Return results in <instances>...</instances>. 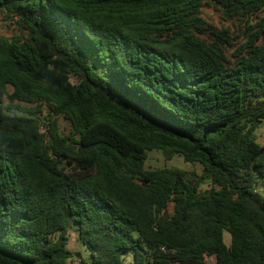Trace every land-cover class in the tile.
Returning <instances> with one entry per match:
<instances>
[{
  "label": "trees",
  "instance_id": "1",
  "mask_svg": "<svg viewBox=\"0 0 264 264\" xmlns=\"http://www.w3.org/2000/svg\"><path fill=\"white\" fill-rule=\"evenodd\" d=\"M263 122L264 0H0V264H264Z\"/></svg>",
  "mask_w": 264,
  "mask_h": 264
},
{
  "label": "rangeland",
  "instance_id": "2",
  "mask_svg": "<svg viewBox=\"0 0 264 264\" xmlns=\"http://www.w3.org/2000/svg\"><path fill=\"white\" fill-rule=\"evenodd\" d=\"M204 16L211 23L216 24L219 28L224 25H229L228 19L217 10L213 5H207L203 8ZM5 31H8V27H4ZM60 130L64 135L71 134L70 123L63 118L58 119ZM257 141L264 144V122L256 131ZM164 168H178L186 171L191 177L195 178L202 174V167L199 164L187 163L182 156H175L172 159H167L162 151L153 150L148 154V160L146 162V169L158 170ZM210 188V184H204L202 189ZM172 208V207H171ZM68 249L71 250L74 255L69 264H88L91 262V251L79 240V233L75 226H68ZM225 241L230 244V235L226 233ZM125 264L134 263V253L129 252L125 255ZM211 264H216V258L212 257L208 260ZM83 262V263H82Z\"/></svg>",
  "mask_w": 264,
  "mask_h": 264
}]
</instances>
